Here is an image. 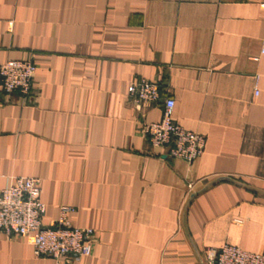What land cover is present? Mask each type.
<instances>
[{"label":"crops","instance_id":"1","mask_svg":"<svg viewBox=\"0 0 264 264\" xmlns=\"http://www.w3.org/2000/svg\"><path fill=\"white\" fill-rule=\"evenodd\" d=\"M263 48L264 0H0V65L36 64L30 98L0 86V189L37 179L44 225L70 207L69 222L95 231L92 256L61 260L0 234V264L264 253ZM138 80L157 83L160 102H132ZM167 98L206 139L191 163L142 133Z\"/></svg>","mask_w":264,"mask_h":264},{"label":"built area","instance_id":"2","mask_svg":"<svg viewBox=\"0 0 264 264\" xmlns=\"http://www.w3.org/2000/svg\"><path fill=\"white\" fill-rule=\"evenodd\" d=\"M35 75L33 58L10 60L0 65L1 89L9 98L18 94L28 99ZM128 95L136 105L156 104L162 98L160 86L148 80L132 83ZM174 109L175 101L165 99L161 120L143 124L142 133L165 157L191 163L203 153L206 139L179 125L174 119ZM73 212L70 207H62L59 220L46 226L43 224L45 205L41 200L39 180L17 178L10 186L0 189V234L25 240L33 247L37 258L61 260L92 256L95 231L76 227L69 222L67 216ZM237 223L241 224V221ZM206 264H264V253L254 254L237 247L224 246L210 250Z\"/></svg>","mask_w":264,"mask_h":264}]
</instances>
